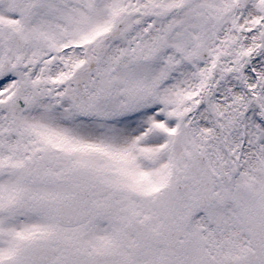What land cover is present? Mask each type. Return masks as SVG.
<instances>
[{
  "label": "snow or ice",
  "instance_id": "snow-or-ice-1",
  "mask_svg": "<svg viewBox=\"0 0 264 264\" xmlns=\"http://www.w3.org/2000/svg\"><path fill=\"white\" fill-rule=\"evenodd\" d=\"M0 264H264V0H0Z\"/></svg>",
  "mask_w": 264,
  "mask_h": 264
}]
</instances>
